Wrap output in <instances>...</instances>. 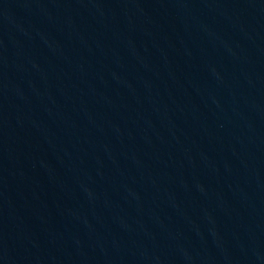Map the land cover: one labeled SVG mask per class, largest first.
Segmentation results:
<instances>
[{
  "label": "water",
  "instance_id": "1",
  "mask_svg": "<svg viewBox=\"0 0 264 264\" xmlns=\"http://www.w3.org/2000/svg\"><path fill=\"white\" fill-rule=\"evenodd\" d=\"M0 264H264V0H0Z\"/></svg>",
  "mask_w": 264,
  "mask_h": 264
}]
</instances>
